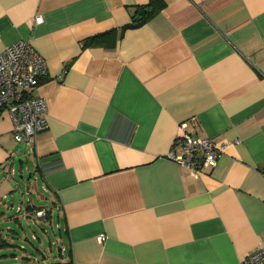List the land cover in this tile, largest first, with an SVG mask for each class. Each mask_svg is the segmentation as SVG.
<instances>
[{"label": "crops", "instance_id": "0c3cea01", "mask_svg": "<svg viewBox=\"0 0 264 264\" xmlns=\"http://www.w3.org/2000/svg\"><path fill=\"white\" fill-rule=\"evenodd\" d=\"M162 1L136 23L150 0H0V52L24 38L47 63L31 90L47 126L25 144L58 229L48 264H233L264 247V0ZM182 121L225 143L201 173L167 156ZM20 150L2 107L0 178ZM11 254L0 264H27Z\"/></svg>", "mask_w": 264, "mask_h": 264}, {"label": "built area", "instance_id": "2783aa9c", "mask_svg": "<svg viewBox=\"0 0 264 264\" xmlns=\"http://www.w3.org/2000/svg\"><path fill=\"white\" fill-rule=\"evenodd\" d=\"M42 20L36 15L35 22ZM47 74V63L28 39H17L0 52V110L5 107L12 120V133L18 142L31 141L47 126L48 106L44 96L31 95V90ZM225 143L211 136L195 137L187 130L186 121L174 137L167 156L188 167L194 174L215 165ZM44 214L43 209L37 210ZM105 235L99 236L100 240ZM233 264H264V247L243 255Z\"/></svg>", "mask_w": 264, "mask_h": 264}, {"label": "rangeland", "instance_id": "374dc122", "mask_svg": "<svg viewBox=\"0 0 264 264\" xmlns=\"http://www.w3.org/2000/svg\"><path fill=\"white\" fill-rule=\"evenodd\" d=\"M21 148L22 150L14 158L13 174L2 175L0 178V230L4 232H0V234L2 233L12 244L1 247L0 256L2 257V253H12L10 257L16 259L13 261L26 262L27 264H48L54 258L52 253H56L58 248V243H56L58 229L55 221L53 220L51 223L45 213L38 214L37 210L30 212L25 209L26 204L34 205V203L47 209L49 205L46 204H50V200L45 197V195L48 196V193L42 188L41 179L38 176L32 175L27 179L29 171L35 173V170L31 161L32 155L26 152L25 142H21ZM19 158L24 161L23 177L19 176L17 170ZM29 166L30 168H28ZM19 193H23L24 200L19 199ZM15 216H17V220L13 218ZM42 254L45 255L44 258L49 257V259H45L46 261L34 259L35 256Z\"/></svg>", "mask_w": 264, "mask_h": 264}, {"label": "trees", "instance_id": "16d2710c", "mask_svg": "<svg viewBox=\"0 0 264 264\" xmlns=\"http://www.w3.org/2000/svg\"><path fill=\"white\" fill-rule=\"evenodd\" d=\"M164 5V2L162 0H150V8H148V10L146 11L145 8H141V7H136V9L134 10V21H137L136 23L148 18V16H150L152 13H154L155 11H157L158 9H160L162 6ZM107 31L101 32V33H96L93 35H89L87 37L84 38L83 43L85 45H92V44H99L102 41H104V37ZM19 199L22 201L24 200V195L23 193L19 194ZM44 209V212L46 214V218H50L51 217V210L50 208L45 209L43 206L37 205V204H26L25 209L29 210L30 212H33L35 210H39V209ZM14 220H17V217H14ZM9 245H12L5 237L0 236V248L1 247H7Z\"/></svg>", "mask_w": 264, "mask_h": 264}, {"label": "water", "instance_id": "95a60500", "mask_svg": "<svg viewBox=\"0 0 264 264\" xmlns=\"http://www.w3.org/2000/svg\"><path fill=\"white\" fill-rule=\"evenodd\" d=\"M18 173H19V176L20 177H23V174H22V171H23V159L19 158L18 159ZM31 176V172H29L28 176H27V179L30 178Z\"/></svg>", "mask_w": 264, "mask_h": 264}]
</instances>
